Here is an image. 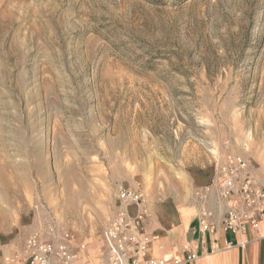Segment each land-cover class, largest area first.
I'll return each instance as SVG.
<instances>
[{
    "label": "rangeland",
    "instance_id": "rangeland-1",
    "mask_svg": "<svg viewBox=\"0 0 264 264\" xmlns=\"http://www.w3.org/2000/svg\"><path fill=\"white\" fill-rule=\"evenodd\" d=\"M237 156L264 161V0H0L1 239L97 237L119 188L186 201Z\"/></svg>",
    "mask_w": 264,
    "mask_h": 264
},
{
    "label": "built area",
    "instance_id": "built-area-1",
    "mask_svg": "<svg viewBox=\"0 0 264 264\" xmlns=\"http://www.w3.org/2000/svg\"><path fill=\"white\" fill-rule=\"evenodd\" d=\"M210 195L226 202L227 210L220 222V229L234 235L249 234L252 240L260 239L264 223V185L255 177L249 161L237 156L220 164L211 182L194 190V197L202 202L198 213L200 232L214 235L218 225L212 221L213 212L205 205ZM118 206L103 230L107 248V264H180V260H170L165 256L151 257L152 245L157 236L147 230L150 212L146 205V195L132 188H119ZM134 207L131 214L129 208ZM50 234L54 228H50ZM72 235L44 239L38 234L30 235L20 254L4 257L6 264H71L77 259L67 241ZM226 249L234 246L224 240ZM240 243L238 246H245ZM218 241L212 245V252L220 251ZM196 256L191 254L188 259Z\"/></svg>",
    "mask_w": 264,
    "mask_h": 264
},
{
    "label": "crops",
    "instance_id": "crops-1",
    "mask_svg": "<svg viewBox=\"0 0 264 264\" xmlns=\"http://www.w3.org/2000/svg\"><path fill=\"white\" fill-rule=\"evenodd\" d=\"M254 174L259 183L264 185V161ZM198 185L205 186L211 182ZM212 212V221L218 225V232L211 235L200 232L198 213L202 202L193 195L184 201H162L157 205H149L150 220L147 230L157 236L151 248V257L165 256L168 259L180 260V264H264V223L260 231V239L252 240L249 234L234 235L225 233L220 229V222L227 210V204L215 195H210L205 204ZM129 212L135 213L130 207ZM217 240L220 251L212 252L213 242ZM224 240L234 243L226 249ZM24 238L11 240L0 238V264H6L4 257L20 254L25 244ZM77 259L71 264H107V248L103 239V231L97 237L74 236L67 241ZM246 243L245 246H238ZM194 254L195 259L188 257ZM63 264V263H53Z\"/></svg>",
    "mask_w": 264,
    "mask_h": 264
}]
</instances>
